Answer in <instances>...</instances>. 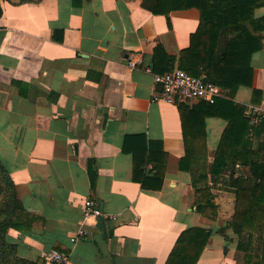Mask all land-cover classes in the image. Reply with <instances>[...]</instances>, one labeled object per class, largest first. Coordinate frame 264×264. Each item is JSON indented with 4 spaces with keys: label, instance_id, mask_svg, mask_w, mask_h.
<instances>
[{
    "label": "crops",
    "instance_id": "obj_1",
    "mask_svg": "<svg viewBox=\"0 0 264 264\" xmlns=\"http://www.w3.org/2000/svg\"><path fill=\"white\" fill-rule=\"evenodd\" d=\"M0 5V161L22 204L21 227L6 233L16 253L37 264H47L48 249L66 252L64 264H165L180 232L199 226L210 235L195 264H242L235 257L237 233L225 226L234 213V189L227 173L210 171L232 109L223 105L207 115L203 100L150 101L157 85L144 69L157 72L158 44L177 67L199 24L198 9L166 16L142 0ZM254 14L263 15L264 4ZM131 59L136 66L128 65ZM250 66L251 86L223 87L226 97L219 98L244 107L249 130L239 142L258 149L264 145V40ZM252 115L260 117L251 122ZM150 142L165 153L160 189L132 178L130 150ZM187 149L191 158L181 169ZM143 167L155 170L153 162ZM198 187L213 193L214 218L196 210ZM86 198L101 207L105 232L96 218L85 217Z\"/></svg>",
    "mask_w": 264,
    "mask_h": 264
},
{
    "label": "trees",
    "instance_id": "obj_2",
    "mask_svg": "<svg viewBox=\"0 0 264 264\" xmlns=\"http://www.w3.org/2000/svg\"><path fill=\"white\" fill-rule=\"evenodd\" d=\"M262 4L264 0H142L145 8L166 16L175 9H198L199 24L190 35L189 45L180 50L177 67L195 76L204 72L212 82L229 89L239 84L251 86L253 71L250 56L262 47L264 40V14L255 16L254 9ZM1 14L0 5V16ZM174 61L175 56L167 54L162 45L158 44L154 48L152 63L157 72L172 70ZM255 92L253 89L252 94ZM202 103L206 105L207 115L219 114L223 105L232 109V114L226 116L227 125L215 151L210 171L227 173L228 184L235 192L234 213L225 224L237 233V251L241 253L237 252L235 257L242 264H264V145L262 148L252 149L239 142L240 136L245 137L249 130L242 105L219 97L213 103ZM184 135L186 137L187 134ZM123 149L126 150L125 147ZM130 151L133 155V180L139 181L144 188L160 189L166 163L163 149L154 148L150 142L148 146L146 143L138 145L139 153L134 148ZM190 158L191 154L187 149L179 168L183 169V163ZM145 161L154 163V172H144ZM240 166L248 167V171H241ZM90 174L93 182L94 171ZM194 203L196 210L202 215L211 218L217 215L210 188H196ZM19 210L22 211L21 201L16 196L8 171L0 161V264H37L19 256L15 245L6 239L10 227L20 228V224L22 225L18 217ZM209 235V229L199 226L182 230L165 264H195ZM245 236L247 244L243 243ZM224 237L228 239L226 234ZM226 249L224 246V251Z\"/></svg>",
    "mask_w": 264,
    "mask_h": 264
},
{
    "label": "built area",
    "instance_id": "obj_3",
    "mask_svg": "<svg viewBox=\"0 0 264 264\" xmlns=\"http://www.w3.org/2000/svg\"><path fill=\"white\" fill-rule=\"evenodd\" d=\"M130 67L136 66L133 59L128 61ZM145 71L152 74L153 82L157 88L151 95L150 101L166 100L168 102H189L191 100H203L213 103L218 97H226V90L218 84L212 82L206 73L199 75H190L182 68L174 67L172 70L164 72H153L152 68L147 66ZM259 115L251 116V122H254ZM84 215L93 216L98 219L104 213L99 205L92 198H86L84 202ZM115 218V216H111ZM79 234H85V229L80 228ZM47 264H64L67 261V253L54 249H48L43 252Z\"/></svg>",
    "mask_w": 264,
    "mask_h": 264
},
{
    "label": "water",
    "instance_id": "obj_4",
    "mask_svg": "<svg viewBox=\"0 0 264 264\" xmlns=\"http://www.w3.org/2000/svg\"><path fill=\"white\" fill-rule=\"evenodd\" d=\"M97 227H99L103 232L106 231V226H105V219L103 216L99 217L96 221Z\"/></svg>",
    "mask_w": 264,
    "mask_h": 264
},
{
    "label": "rangeland",
    "instance_id": "obj_5",
    "mask_svg": "<svg viewBox=\"0 0 264 264\" xmlns=\"http://www.w3.org/2000/svg\"><path fill=\"white\" fill-rule=\"evenodd\" d=\"M13 1H16V0H13ZM237 239H238V238H237ZM243 243H244V244H247V243H248V241H247V237H246V236L244 237ZM237 252H240V253H241V251H236L235 254H236Z\"/></svg>",
    "mask_w": 264,
    "mask_h": 264
}]
</instances>
